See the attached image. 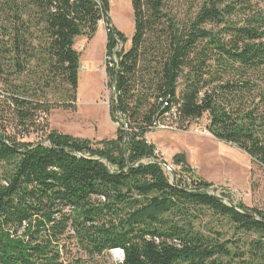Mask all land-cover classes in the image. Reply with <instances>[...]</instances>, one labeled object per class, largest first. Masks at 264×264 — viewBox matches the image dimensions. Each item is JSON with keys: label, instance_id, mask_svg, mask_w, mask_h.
<instances>
[{"label": "trees", "instance_id": "1", "mask_svg": "<svg viewBox=\"0 0 264 264\" xmlns=\"http://www.w3.org/2000/svg\"><path fill=\"white\" fill-rule=\"evenodd\" d=\"M130 8V47L115 52L127 40L107 0H0V264H96L112 251L118 264H264V211L207 193L183 155L173 161L189 177L170 181L146 139L206 117L208 134L264 168V0ZM101 22L115 138L46 130L53 110L75 109V40ZM30 133L42 138L18 141Z\"/></svg>", "mask_w": 264, "mask_h": 264}, {"label": "rangeland", "instance_id": "2", "mask_svg": "<svg viewBox=\"0 0 264 264\" xmlns=\"http://www.w3.org/2000/svg\"><path fill=\"white\" fill-rule=\"evenodd\" d=\"M107 1L110 25L127 40L125 44L117 43L115 52L127 51L133 34L130 0ZM106 43L107 29L104 22L99 24L92 39L75 40L74 49L80 55L75 109L53 110L45 121H41L46 130H55L60 134L92 142L115 138L118 124L110 118L114 98L113 84H110L105 70L114 57H106ZM170 123L167 122L166 125ZM206 124V117H203L183 123L178 129L172 126L154 130L146 139L176 174L175 180L182 177L186 181L189 177L181 172V165H176L173 161L175 155H183L184 164L192 172V177L210 183V189L215 195H225L234 206L242 204L249 209L264 211V168L235 146L217 141L210 134L198 133L197 131L205 128ZM7 127V133L11 135V130ZM21 138L17 137L21 143H34L40 140L42 135L30 133L26 138ZM167 176L173 181L169 173ZM207 222L208 218H205L202 224ZM212 222L211 225L214 224V221ZM229 236L230 233L227 238ZM81 259L84 264H91L83 256ZM121 260V252L112 251L103 257L95 258V263L118 264Z\"/></svg>", "mask_w": 264, "mask_h": 264}, {"label": "water", "instance_id": "3", "mask_svg": "<svg viewBox=\"0 0 264 264\" xmlns=\"http://www.w3.org/2000/svg\"><path fill=\"white\" fill-rule=\"evenodd\" d=\"M112 88H113V85H112ZM112 92H113V97H114V96H115V95H114V89H113ZM150 161L159 164V165L162 167V169H164V170H166V171H169V172L171 173L170 175H171V177H172V179H173V182L176 183V180H175V177H174L173 172L168 168V166H167L165 163H163V162H161V161H157V160H155V159H153V158H150ZM206 191H207V193H210V194H212V195H215V194L213 193V191H211V189H207ZM215 196H216V197H219L218 195H215ZM223 201H224L225 203L227 202L226 199H224ZM231 206H232L233 208H235L234 205L231 204Z\"/></svg>", "mask_w": 264, "mask_h": 264}, {"label": "built area", "instance_id": "4", "mask_svg": "<svg viewBox=\"0 0 264 264\" xmlns=\"http://www.w3.org/2000/svg\"><path fill=\"white\" fill-rule=\"evenodd\" d=\"M167 127H171V126H168V125H163V126H157V127H155V130H157V129H166ZM198 133H200L201 135H204V134H208L207 133V131H206V129L205 128H203V129H200V131H197ZM154 156L156 157V160L157 161H161V162H163V163H165L164 162V159H162V157H160L159 156V154H158V152L156 151V150H154ZM166 164V163H165ZM168 166V165H167ZM168 168L171 170V168L168 166ZM164 170V169H163ZM172 171V170H171ZM164 172L167 174V173H169V175L171 174L169 171H166V170H164ZM173 172V171H172ZM174 174V173H173ZM171 176V175H170Z\"/></svg>", "mask_w": 264, "mask_h": 264}, {"label": "bare ground", "instance_id": "5", "mask_svg": "<svg viewBox=\"0 0 264 264\" xmlns=\"http://www.w3.org/2000/svg\"><path fill=\"white\" fill-rule=\"evenodd\" d=\"M119 2H120V0H118ZM118 252H120V251H118Z\"/></svg>", "mask_w": 264, "mask_h": 264}]
</instances>
